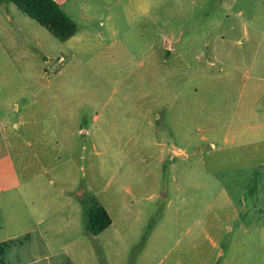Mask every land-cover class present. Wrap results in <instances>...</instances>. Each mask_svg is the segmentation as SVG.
<instances>
[{"label": "rangeland", "instance_id": "rangeland-1", "mask_svg": "<svg viewBox=\"0 0 264 264\" xmlns=\"http://www.w3.org/2000/svg\"><path fill=\"white\" fill-rule=\"evenodd\" d=\"M122 11L63 42L0 3V116L20 135L14 154L33 193L2 200L0 237L29 226L38 202L54 215L70 197L83 211L78 253L97 264H141L147 252L154 264L205 263L206 248L191 242L233 222L222 182L206 177L235 168L239 151L241 164L264 160L260 135L247 133L237 149L222 132L239 97L240 127H264V0H155L129 23ZM92 200L113 221L97 237L86 229Z\"/></svg>", "mask_w": 264, "mask_h": 264}, {"label": "crops", "instance_id": "crops-1", "mask_svg": "<svg viewBox=\"0 0 264 264\" xmlns=\"http://www.w3.org/2000/svg\"><path fill=\"white\" fill-rule=\"evenodd\" d=\"M54 1L77 24L76 35L67 41L73 42L84 38L80 35V25L83 27H86L87 23L91 25L99 23L100 27L106 24L112 25L118 18L117 7H123L119 18L129 23L138 14H150L155 0ZM211 2L212 0H168V4L189 8L207 7ZM104 36V33H95V38L100 44L106 42ZM111 48L113 47L106 46L104 49ZM237 100L238 115L233 118L227 129L222 131L226 137L225 142L240 149L242 137L247 133L253 136L260 135L264 142V127L247 129L240 127L243 125L240 122V97ZM255 116L259 117V115ZM8 121L9 118L6 116H0V204L6 198L25 201L33 197V193L26 189V182L14 154V144L19 143L17 140L20 139L18 137L20 135L11 132ZM250 154L255 159L254 154ZM256 154H264V149H256ZM243 159L245 156L239 151L235 156L237 163L235 168L221 171L220 176L212 174L206 177L207 180L222 182L220 193L225 197L228 206L232 207L231 213L228 214L233 215L231 220L233 222L225 227L212 226L209 231L200 230L206 235L205 240L194 238L191 242L194 243V249H198L200 245L206 248L204 253L206 261L200 264H248L249 262L264 264V160L255 164H241ZM29 166L30 164H27L25 168L29 170ZM61 196L58 199H61ZM43 204L38 202V207L34 209L33 216L29 219H33L29 226L24 228L15 226L13 231H8L0 237V264H97L92 253L87 254L83 251L78 253L77 250L81 240L77 229L78 219L83 214L82 209L71 207L75 203L70 197L64 199L63 207L54 215L46 214V210L40 207ZM89 208L86 211V229ZM16 212L17 219L14 222H21L24 217L19 215V209ZM153 244H156L155 247L163 245L161 241H154ZM158 259L159 257H150L147 252L142 256L140 263L154 264ZM162 261L163 258L158 264Z\"/></svg>", "mask_w": 264, "mask_h": 264}, {"label": "trees", "instance_id": "trees-1", "mask_svg": "<svg viewBox=\"0 0 264 264\" xmlns=\"http://www.w3.org/2000/svg\"><path fill=\"white\" fill-rule=\"evenodd\" d=\"M10 1L20 11L49 30L57 39L66 42L78 31L77 24L61 9L54 0H0ZM112 225L110 214L100 203L92 200L88 212L87 230L98 236Z\"/></svg>", "mask_w": 264, "mask_h": 264}]
</instances>
